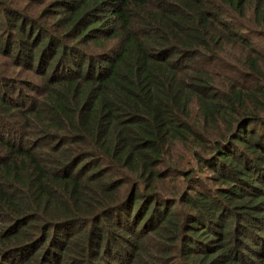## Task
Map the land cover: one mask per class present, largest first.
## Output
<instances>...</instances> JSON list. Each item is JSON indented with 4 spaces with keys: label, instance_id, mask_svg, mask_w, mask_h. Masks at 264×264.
Returning <instances> with one entry per match:
<instances>
[{
    "label": "trees",
    "instance_id": "trees-1",
    "mask_svg": "<svg viewBox=\"0 0 264 264\" xmlns=\"http://www.w3.org/2000/svg\"><path fill=\"white\" fill-rule=\"evenodd\" d=\"M54 4L0 0V264H264V0Z\"/></svg>",
    "mask_w": 264,
    "mask_h": 264
},
{
    "label": "rangeland",
    "instance_id": "rangeland-1",
    "mask_svg": "<svg viewBox=\"0 0 264 264\" xmlns=\"http://www.w3.org/2000/svg\"><path fill=\"white\" fill-rule=\"evenodd\" d=\"M3 1H6L9 4H13L16 9H20L21 8L22 11L27 12L32 17L38 16V15H46V14L48 16L56 8L55 4H54L56 0H44V1H42V3H41V0H27V1L26 0H3ZM2 33L3 32L0 31V34H2ZM0 43L4 45L5 44V40L1 41ZM228 49L231 50L233 53L237 52L236 48L233 47V46H229ZM225 53H228V51L222 52V54H221L222 57L224 55H226ZM38 57H36V58H38ZM8 60H9L8 58L4 57L3 55H0V65H1L2 68L7 66ZM37 62H38V59H37ZM35 65H36V61H34V65H32V67H35ZM49 70H50V68L48 69V71ZM6 71L9 72V69H6ZM34 72H36V71L33 68L31 70V73L35 74ZM33 78H37V77L35 75H33ZM183 159H184V157H183ZM186 160H188L191 163H194L193 157H191V156H189V157L187 156L186 157L185 156V160L180 164V167L183 168V169L190 168V166H191L190 164H188L186 162ZM175 178H178V174L176 175ZM171 179H172L171 176L167 177V180H171Z\"/></svg>",
    "mask_w": 264,
    "mask_h": 264
}]
</instances>
